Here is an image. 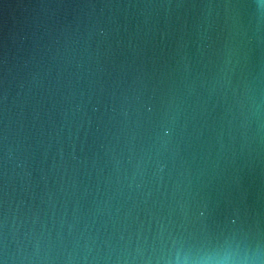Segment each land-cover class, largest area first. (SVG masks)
<instances>
[{
    "label": "water",
    "instance_id": "water-1",
    "mask_svg": "<svg viewBox=\"0 0 264 264\" xmlns=\"http://www.w3.org/2000/svg\"><path fill=\"white\" fill-rule=\"evenodd\" d=\"M0 264H264V0H0Z\"/></svg>",
    "mask_w": 264,
    "mask_h": 264
}]
</instances>
